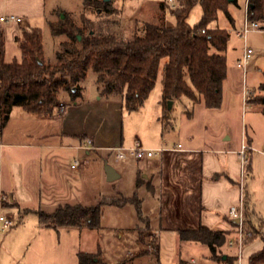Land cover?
Instances as JSON below:
<instances>
[{
	"label": "crops",
	"instance_id": "crops-1",
	"mask_svg": "<svg viewBox=\"0 0 264 264\" xmlns=\"http://www.w3.org/2000/svg\"><path fill=\"white\" fill-rule=\"evenodd\" d=\"M159 1L150 2L146 8L153 19H157ZM232 4L240 5L238 0H231L229 5ZM229 5L231 18L224 13L234 25L235 17L230 12ZM170 11L174 15V11ZM247 11L248 0L245 2L244 20L248 19ZM4 15H16L22 20H3L1 17ZM42 19H49L47 0H0V31L4 33L6 52L11 45L20 49L16 36L21 34L24 27L37 26ZM258 22L264 26V21ZM209 26L224 28L219 25L218 20L211 22ZM262 82L264 80L260 84ZM259 86L251 91L264 93ZM229 99V95L223 94V107L210 109L226 112ZM60 102L65 105L63 114L60 113V108L52 115H39L27 112L21 106H14L6 125L3 128L0 126V140L3 143L0 146V213L11 217L14 222L18 220L20 224L6 233L0 241V264H65L64 254H57V235L53 233L57 229L43 225L37 213V210L51 212L60 203H73L57 202L58 158L63 150L77 152L84 149L90 153L93 149L119 146L102 142L96 132L86 126L85 114L78 108V99L75 100L77 107L68 106L62 99ZM201 104L204 103H198ZM257 104L263 108V104ZM154 107L155 114L159 115L157 120L161 122L162 96L156 100ZM222 138L229 140V143L215 148L183 145L179 148V143L170 147L155 144L157 146L149 147L167 148L157 159H153L155 156L142 159L130 157L128 159L133 158V163L129 161L116 168L120 174L117 179L125 176L127 170L133 172L134 193L138 195L139 190L145 193L138 195L145 218L139 216L137 209L132 211V202L122 206H104L102 219L107 206H114L109 209L114 222L102 224L101 228L105 232L114 229L116 242L111 251L102 248L101 257L105 261L115 264L129 258L144 249L142 244L149 240L146 239L147 236L150 238L157 235L154 249H159L160 264H180L181 260L185 264H225L226 258L234 255L238 256L235 264H249L250 256L264 247V234L249 240L242 248L227 242L223 247V258L218 260L212 256L207 244L182 240L177 231L178 228L204 224L213 229L231 231L233 236L230 237H234L238 223L236 218L230 216L229 208L231 205L241 207L245 218L247 212L243 203L244 193L247 194L249 212L254 221L264 219V137L257 138L254 133L248 137L243 135L239 144L232 135ZM88 139L93 140L92 147H79ZM243 142L255 148L249 152L245 173H242L237 154ZM76 158L79 157L74 155L71 165ZM81 161L83 165L84 160ZM46 171L49 179L45 176ZM216 175L218 176L215 177ZM138 177L142 179L141 185H137ZM45 191L54 207L52 210L43 208ZM116 191L117 194L110 196H133L121 185L117 186ZM74 203L87 205L82 202ZM145 203L147 208H144ZM72 227L75 226L61 228L70 230ZM84 228L88 227L80 229ZM99 247L97 245L96 248ZM96 248L89 251H95ZM77 253L78 251L76 255ZM136 257L139 264H157L150 248Z\"/></svg>",
	"mask_w": 264,
	"mask_h": 264
},
{
	"label": "trees",
	"instance_id": "trees-1",
	"mask_svg": "<svg viewBox=\"0 0 264 264\" xmlns=\"http://www.w3.org/2000/svg\"><path fill=\"white\" fill-rule=\"evenodd\" d=\"M231 0H178L174 10L175 24L166 23V0H160L157 19L144 20L143 31L123 37L116 27L99 30L93 20L82 13L83 24H78L67 13L57 22L49 21L54 35H64L56 52L57 62H47L44 57L43 31L38 26L24 27L16 41L21 49V59L5 60V37L0 31V126L9 120L14 106H21L27 112L39 115L54 114L61 102V92H68L71 99H78L83 92L82 82L89 69L96 72L98 90L101 96H120L129 111L139 109L154 88L162 60V114L161 121L167 125L170 120V100L188 98L193 103L203 102L208 108H218L223 103V84L228 74L226 51L230 32L226 28H209V24L224 11L231 18L228 5ZM196 4L202 7V17L192 25L188 18ZM84 7H94L100 14L115 12L112 0H84ZM248 19L264 21V0H248ZM110 22V21H109ZM204 29V30H203ZM81 35V38L78 37ZM264 90V82L259 86ZM249 103L263 104L264 93L248 94ZM216 175L215 177H217ZM140 177L137 185H141ZM127 202L135 204L141 218V198L134 194L126 197L106 195L93 205L81 203H60L53 211L37 210L43 225L59 230L64 226L91 229L102 227L105 205L122 206ZM244 230L248 233L245 244L264 234V219L254 221L249 212V201L244 193ZM238 224H236L237 226ZM182 240L205 243L215 259L223 258V247L231 231L213 229L204 224L198 227L178 228ZM233 236V235H232ZM230 237V238H229ZM160 264L159 249L153 251ZM78 264H113L105 261L102 249L95 251L80 249ZM238 256H228L225 264H235ZM249 264H264V247L250 256ZM115 264H135L126 258ZM180 264H185L180 261Z\"/></svg>",
	"mask_w": 264,
	"mask_h": 264
},
{
	"label": "rangeland",
	"instance_id": "rangeland-1",
	"mask_svg": "<svg viewBox=\"0 0 264 264\" xmlns=\"http://www.w3.org/2000/svg\"><path fill=\"white\" fill-rule=\"evenodd\" d=\"M158 0H112L115 12L112 14H100L94 7H84V0H47L48 21L42 19L38 22V27L43 31L44 57L47 62L56 63V52L60 47L64 35H54L51 31L49 21L57 22L62 15L67 13L78 24L82 25V13L93 20L94 27L99 30L103 23L104 29L114 27L111 21H116L117 28L123 37L142 32L144 20H153V16L147 11L148 4ZM239 6L229 5V10L235 17V24L232 25L224 11L218 14V23L230 32L228 43V74L223 84V94L229 95L230 99L227 110L224 113L217 109L207 108L204 104L198 105L188 98L177 100L170 107V120L164 125L157 120L155 103L162 96V60L157 82L151 90L148 99L142 107L137 110L129 111L125 108L120 96L114 95L103 97L100 95L97 84V75L93 69H89L86 78L82 82L83 92L78 98L81 113L85 114L86 126L91 128L98 138L106 144L132 146L139 142L142 146L149 147L159 144V146H174L178 143L187 146L216 147L229 143L222 137L232 135L238 144L241 137L250 136L254 133L257 138L264 137V112L256 103H249L246 100V88L250 94L252 88L260 85L264 80V26L258 31L249 32L246 36L238 34L246 23L245 2L238 0ZM202 17V7L196 4L191 11L188 21L194 25ZM110 21V22H109ZM175 16L170 9L166 11V23L175 24ZM211 27V25L209 26ZM115 28V27H114ZM253 49L252 57L247 64V71L239 68L237 63L239 57H243L245 49ZM21 59L20 49L14 45L7 47L6 60ZM238 59V60H237ZM260 93V92H259ZM61 99L68 106H76L75 100L71 99L68 92H61ZM77 107V106H76ZM223 107V103L220 108ZM193 111V113H191ZM159 142V143H158ZM157 146V145H155ZM156 148V147H154ZM116 152L112 149H93L90 153L81 149L63 150L57 162V202H82L87 205L98 203L103 196L117 194V186H122L126 192L134 193V177L131 170H127L125 176L120 179L108 180L106 165L110 164L115 168H120L131 159H119ZM77 155L84 164L72 168L71 161ZM160 155V154H158ZM156 155L153 159H157ZM145 161V160H144ZM46 178L49 179L48 171ZM142 180V179H141ZM45 190V189H44ZM139 190L138 195H144ZM43 208L52 210L54 207L47 197L46 191L43 192ZM132 211H136V206L132 204ZM107 206L106 214L103 216L102 224L114 222V216ZM131 207V206H130ZM144 208H147L145 203ZM116 218V217H115ZM19 224L15 220L14 224L0 233V241ZM143 227H145L143 225ZM61 228V227H60ZM114 229L105 232L102 228L91 229L72 227L70 230L61 228L56 232L57 235V254H64L65 264H78L76 251L80 249H95L98 245L101 249L111 251L116 243ZM147 242H143V250L129 256L135 264H139L138 254L150 248L153 251L157 243V235L147 236ZM237 246V245H236ZM238 247V246H237ZM97 249V248H96ZM58 262V261H57Z\"/></svg>",
	"mask_w": 264,
	"mask_h": 264
},
{
	"label": "built area",
	"instance_id": "built-area-1",
	"mask_svg": "<svg viewBox=\"0 0 264 264\" xmlns=\"http://www.w3.org/2000/svg\"><path fill=\"white\" fill-rule=\"evenodd\" d=\"M169 6V9L175 10L178 6V0H166ZM3 20H16L21 21L22 18L16 15H4L1 17ZM261 24L256 20H246V23L244 27L240 30H238V34L242 36H246L249 32L252 31H258L260 30ZM204 30V29H203ZM253 54V49L251 47H247L245 49L244 55L242 58L239 59L237 65L239 68H242L244 71H247V64L249 63L251 57ZM244 93H246V100L247 96L249 94V91L245 88ZM60 113L63 114L65 111V105L61 102L59 106ZM3 143L0 140V146H2ZM93 145V140L88 139L86 143H84L82 146L83 148H90ZM179 148L182 147V145L179 143ZM167 148L163 147H145L142 146L139 142H136L132 146H125V145H119L112 148L116 153V157L119 159H128L130 157H135L136 159H142L146 157H153L158 154H161L163 151H165ZM251 150H255V148L246 143L243 142L240 149L237 150L238 157L240 159L241 163V169L242 173L246 172V167L249 162V152ZM264 152V151H263ZM82 161L79 158H76L71 165L73 168H76L80 166ZM229 214L233 218H240V222L237 225V233L234 237H231L229 239L230 245H237L239 248H242L245 244V238L248 235V233L244 230V213L241 209V207L237 205H231L229 208ZM14 224V220L11 217H8L7 215L0 213V233L4 230H6L8 227L12 226Z\"/></svg>",
	"mask_w": 264,
	"mask_h": 264
},
{
	"label": "water",
	"instance_id": "water-1",
	"mask_svg": "<svg viewBox=\"0 0 264 264\" xmlns=\"http://www.w3.org/2000/svg\"><path fill=\"white\" fill-rule=\"evenodd\" d=\"M78 37L81 38V35H78ZM168 104H169V107H172L173 100H170L168 102ZM106 173H107V179L108 180H115V179H117V178L120 177V174L118 173V171L116 170V168L114 166L110 165V164H107L106 165ZM235 220H236L237 223L240 222V218H236Z\"/></svg>",
	"mask_w": 264,
	"mask_h": 264
}]
</instances>
